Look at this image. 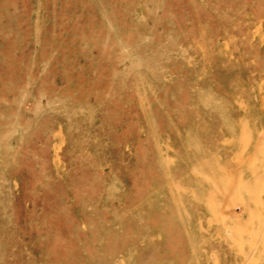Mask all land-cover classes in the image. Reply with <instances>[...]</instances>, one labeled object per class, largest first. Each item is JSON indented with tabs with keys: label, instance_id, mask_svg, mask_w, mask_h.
<instances>
[{
	"label": "rangeland",
	"instance_id": "374dc122",
	"mask_svg": "<svg viewBox=\"0 0 264 264\" xmlns=\"http://www.w3.org/2000/svg\"><path fill=\"white\" fill-rule=\"evenodd\" d=\"M0 264H264V0H0Z\"/></svg>",
	"mask_w": 264,
	"mask_h": 264
}]
</instances>
